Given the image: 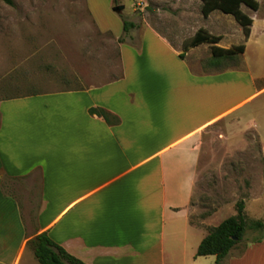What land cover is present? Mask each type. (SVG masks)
I'll return each mask as SVG.
<instances>
[{"label":"crops","instance_id":"1","mask_svg":"<svg viewBox=\"0 0 264 264\" xmlns=\"http://www.w3.org/2000/svg\"><path fill=\"white\" fill-rule=\"evenodd\" d=\"M84 3L97 29L116 38L120 74L0 97V264H33L29 241L41 232L85 264H213L193 251L210 220H191L200 136L227 120L264 146V23L251 18L245 38L226 16L218 25L232 32L215 34V45L244 40L234 56L243 65L194 69L188 56L210 44L181 58L185 40L151 26L114 35ZM237 246L221 264H264V237Z\"/></svg>","mask_w":264,"mask_h":264},{"label":"rangeland","instance_id":"2","mask_svg":"<svg viewBox=\"0 0 264 264\" xmlns=\"http://www.w3.org/2000/svg\"><path fill=\"white\" fill-rule=\"evenodd\" d=\"M84 1L92 7L96 22L114 35L124 32L123 21H128L135 27L151 26L179 45L199 27L214 34L232 32L227 24L218 25L226 16L240 26L232 15L219 10L204 18L200 0H12V4L0 0V97L89 87L120 74L116 38L97 29ZM257 2V10L245 5L241 9L262 26L264 0ZM115 5L123 6L120 13L112 10ZM205 50L203 45L188 56L194 69H221L234 60L243 65V57L238 56L221 59L215 66ZM199 150L191 220L198 224L210 216L208 228L216 226L235 214V202L243 199L247 217L264 224V146L257 134L220 120L201 132ZM208 228L198 229L199 234ZM257 237H264V228H247L233 252ZM32 258L33 264H39Z\"/></svg>","mask_w":264,"mask_h":264},{"label":"trees","instance_id":"3","mask_svg":"<svg viewBox=\"0 0 264 264\" xmlns=\"http://www.w3.org/2000/svg\"><path fill=\"white\" fill-rule=\"evenodd\" d=\"M7 4H12V0H2ZM200 11L204 18L210 12L219 10L222 13L231 14L243 29L244 37L249 35V26L252 19L242 11L241 5H245L252 10H257V0H200ZM135 27L133 23L123 21V30L126 32L129 28ZM220 36L212 34L202 27H199L191 38L183 41L182 52L179 54L184 57L190 47L197 46L201 43L210 44L211 61L217 65L221 59H229L244 50V44L232 46L230 48H220L215 44L219 41ZM11 97V96H6ZM92 113H97L107 119V112L101 108H92ZM235 214L223 219L216 226L208 228L207 234L199 242L195 256H215L214 264H221V261L227 256L229 251L234 248L243 239L247 228L262 230L263 221L260 219H249L245 214V203L239 199L234 205ZM263 237H257L253 241H260ZM29 244L32 247L33 254L39 264H85L80 259L69 254L61 246L45 233L41 232L35 235Z\"/></svg>","mask_w":264,"mask_h":264},{"label":"water","instance_id":"4","mask_svg":"<svg viewBox=\"0 0 264 264\" xmlns=\"http://www.w3.org/2000/svg\"><path fill=\"white\" fill-rule=\"evenodd\" d=\"M123 9L122 5H115L112 10L116 13H120V11Z\"/></svg>","mask_w":264,"mask_h":264}]
</instances>
